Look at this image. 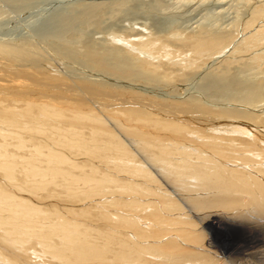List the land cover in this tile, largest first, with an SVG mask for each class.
Segmentation results:
<instances>
[{
	"label": "bare ground",
	"instance_id": "obj_1",
	"mask_svg": "<svg viewBox=\"0 0 264 264\" xmlns=\"http://www.w3.org/2000/svg\"><path fill=\"white\" fill-rule=\"evenodd\" d=\"M263 14L264 6L256 10L254 16ZM203 31L186 40L189 49L195 51L197 55H201L205 50H216L217 47L224 45L222 33L209 34L207 30ZM153 44V41L145 42L142 48L149 49ZM5 46L0 45V55H13L19 59L17 56L21 49ZM106 55L105 53L104 58L107 57L106 60H108L109 57ZM113 62L112 59V64H119V62L117 64ZM20 70L24 71L22 68ZM6 74L0 77V88L16 85L17 88L22 89L23 93L26 91L32 93L31 90L33 91L34 87H31L28 77L27 79L20 77L23 79L22 82H16L5 77ZM84 81L86 85L88 81ZM28 85L31 89L26 90ZM88 85L94 86L89 82ZM3 88L0 91H3ZM37 88H40L39 94L42 93V95L22 94L21 96L19 93L15 95L16 92L12 94L11 90V94L5 96L0 93V238L10 248L16 249L15 262L23 258V255L32 253L38 257V260L30 255L28 259L30 263H32V258L36 259V261L33 260L34 263L42 262L43 258L46 260L49 258L62 264H185V262L188 264H226L224 259V262L220 261V263L213 257L202 255V253H188L181 246L192 242L199 243L197 239L202 230L199 231L197 225H200L203 230L206 228L204 226L208 225L218 229L221 226L220 221L227 220L230 223H243L253 230L264 229V218L261 219L263 226L258 228L259 225L252 224L254 222L246 221L248 217L245 218L242 215V217L231 219L233 215L228 212L229 209L231 211L240 209L239 194L242 193L245 198L242 199L241 204L244 207L251 206L264 217V135L256 128L253 131V128L247 126L245 122H237L229 129L217 128L216 125L209 128L210 125H204L209 119L207 118L206 121L204 118L205 122L201 119L199 121L198 116L202 114L196 113L191 105L181 104V108L174 109L173 106L158 101L160 104L152 108L159 114H169L172 120L164 122L167 120L162 121L164 116L162 119L161 116L149 119L148 121L154 124L149 128L150 132L144 130L149 135H142V138L134 142L135 145L131 148L125 140L113 135L111 127H106L103 120V117L107 118L109 123L123 133L128 131V122L134 117H127L126 113L120 112V109L124 108L120 107L126 106L128 100L119 98L120 100L117 101L112 98L113 100L106 103L102 102L97 95L94 98L93 92L90 93L87 90L91 94V99H88L89 96H86V99L82 96L84 98L82 102V98L81 100L78 98L80 102L86 103V106L77 103L75 106L80 105L77 110L74 109V104L69 102L70 100L58 103L59 101L43 95L44 90L50 91L49 84L40 82ZM97 89L99 88L95 90ZM138 99L141 102L145 101L142 95H139ZM249 99L253 103L255 98L250 97ZM122 101L125 102L121 103ZM222 119L225 120L223 117ZM201 121L203 122L202 127L204 125L206 129L198 127L197 124H201ZM134 129L136 126L133 125L132 132H128L138 135L139 130L133 131ZM228 134L229 136H226ZM188 135L192 138L183 139ZM232 135L241 136L244 141H236ZM164 138L169 140L164 141ZM133 148L144 154L145 157L141 162L148 164L133 163L138 156L134 154ZM243 152L244 155H241ZM246 153L250 155L255 153L256 156L251 158ZM78 156L83 157L78 159ZM109 156H112L113 169L119 172L118 174L136 177L139 180L142 178L145 184L154 182L163 188L158 185L156 189H151V187L148 188L149 184L146 188L138 183L140 181L136 183L132 181L134 184H131L132 182L128 183L126 178L117 177L115 173V175L107 174L105 168L98 164L100 162L107 164ZM248 159L253 161L249 162ZM131 166L135 169L130 170ZM42 192L45 194L39 199ZM55 193H63L66 199H69L68 201L79 200L78 203L80 200H85H82L83 196L92 201L100 198L96 205L106 204V207L121 209L118 208L115 214H109L108 210H104L101 215H96L103 221L110 219L113 226L101 230L98 226L95 228L96 226L92 225V229L86 226L87 223L86 225L81 224L83 217L91 213L86 214L87 211L83 209L80 213V207L79 211L75 209L77 214L74 212L75 206L72 207L73 205H68L73 208V211L72 208H61L59 204L54 205L50 201L58 196ZM190 193H197L199 196H191ZM59 195L61 197V194ZM104 199L105 203H102ZM228 204L230 207H225ZM44 207L48 209L45 210ZM220 207L224 216L220 210L219 212L214 211ZM204 209H209L207 211L210 212L206 211L207 214L203 212L205 215L197 217L194 210L199 212ZM255 219L254 221H260L257 217ZM143 222L148 224L143 227ZM139 225L142 227L139 228ZM123 227L133 229L134 234H130L131 236L129 232L123 234L118 229ZM93 231L102 236L103 243H96L89 238V233ZM169 232H174L172 233L174 237L170 238L169 242L168 240L160 241L161 237ZM149 238L153 239V242L148 241ZM158 238L161 239L157 240ZM250 238L252 243L264 241L262 235ZM32 243L36 244L39 251L33 245L31 247ZM209 244H215L213 238H210ZM246 250L242 246L237 251L248 254L255 262H264L258 255V251L249 253Z\"/></svg>",
	"mask_w": 264,
	"mask_h": 264
},
{
	"label": "rangeland",
	"instance_id": "obj_2",
	"mask_svg": "<svg viewBox=\"0 0 264 264\" xmlns=\"http://www.w3.org/2000/svg\"><path fill=\"white\" fill-rule=\"evenodd\" d=\"M262 6H264V0H0V45L21 49L17 56L19 59L13 55H0V74L7 73L5 77L16 82H22L28 77L31 81V87H34L32 88L34 92L31 90L32 93L28 91L23 93L22 89L17 88L16 85H11L12 87L7 85L0 88L1 90L4 89V92L0 91V93L4 96L15 92V95L19 93L21 96L22 94L39 96L42 93L39 94L40 88H37V85L39 86L40 82H43V84H49L51 88L50 91L48 90L50 93L44 90L43 95L59 101L58 103L70 100L69 102H72L74 109L77 110L81 104L86 106V103L82 102L88 96V99H91L90 93L92 92L94 98L98 96L102 102L106 103L113 99L117 101L126 99L129 102L126 106L120 104L122 105L120 108L124 107L120 109V112L126 113L127 117H134L133 120L131 119L132 121L128 120L129 128L127 130L132 132L134 125L136 129L133 131L139 130L138 135L128 131L123 133L119 128L109 123L107 118L103 117V120L106 127H111L113 135L119 136L123 141L125 140V143L131 148L135 145L134 142L142 138V135H149L144 132V130L150 132L149 128L154 126L148 121L149 119L160 116L162 119L164 116L162 121L165 119L167 120L164 122L172 120L169 114H159L153 109L155 105L162 102L173 106L174 109L181 108V104L191 105L196 113L202 114L198 116L199 121L204 118L206 121L207 118L209 119L207 123L203 120L204 125H210L209 128L216 125L217 128L229 129L237 122H245L248 124L247 126L253 128V131L257 129L264 135V37H261L264 35V14L259 15L260 18L254 16L256 10ZM206 30L209 34L222 33L224 45L217 47L216 50H205L201 55H197L195 51L189 49L186 40ZM256 38L258 40H255ZM148 41H153L154 44L149 49L142 48L143 43ZM91 50L94 54H91ZM105 53L109 57L108 60H106L107 57L104 58ZM110 59L111 61L113 59V63L119 62L117 65L120 66L112 64ZM91 60L93 62H90ZM126 64L129 66L127 67ZM29 67L31 69H26ZM4 68L9 70L6 71ZM21 68L24 70L23 72L20 70ZM120 72L123 73L120 74ZM25 73H27L26 76ZM10 74L15 78L13 76L12 78ZM2 75L1 78L4 76ZM20 77L25 78L21 79ZM82 79L94 84L99 89L95 90L94 86L92 87L95 89L87 86L88 82L85 85V81L83 82ZM80 83L85 86L82 88L83 85ZM76 87H79V90ZM25 89H31L30 85ZM93 89L94 91H92ZM109 90L110 92H108ZM139 95H142L145 101L141 102L138 99ZM54 96L56 98H53ZM250 97L257 101L252 103ZM78 98L80 100L82 98V102ZM77 103L80 105L75 106ZM258 104L262 105L259 106ZM101 107L105 108L102 105ZM253 107L254 109H252ZM256 107L257 109H255ZM202 124L203 122L197 125L202 127ZM204 125L201 129L207 128ZM155 134L160 136L159 133ZM188 136L183 137V139L192 138L191 135ZM232 136L236 138V141L243 140L241 136ZM165 140L169 139L164 138ZM133 151L136 156L138 155L133 163L136 162V165L148 164L141 162L145 157L143 153L134 148ZM253 154L248 153L247 155L255 158L256 155ZM241 155H244V152ZM82 157L78 156V159ZM111 158L112 156L108 157L109 163L107 162V164L104 162L98 164L105 168L107 174H117V177L126 178L128 183L144 181L142 178L139 180L136 177L115 172ZM248 160L249 162L253 161ZM129 169L134 170L135 168L131 166ZM247 169L249 170V168ZM140 182L138 183L146 188V185L149 184L148 188L151 187V189H156L159 185L154 182L147 184ZM159 187L163 188L160 185ZM164 188L166 187L164 186ZM44 194L45 192H42L39 199L43 198L42 195ZM55 194L58 196L53 197L50 201L54 205L59 204L61 208L75 206L74 212L77 214L76 210L79 211L80 207V213L82 209L87 211L86 214L91 213L90 215L85 214L81 224L86 225L87 223L86 226L92 229L95 225V228L98 226L101 230L113 226L110 219L103 221L96 215H101L104 210H108L109 214H115L119 207H106V204L96 205L100 198L92 201L83 196L82 200L85 199L84 201L80 200L78 203L79 200L73 199L75 203L71 200V202L68 201L69 199H66L63 193ZM190 195L199 196L197 193H190ZM202 195L205 194L202 193ZM239 196L238 206L240 209L228 210L233 215L231 219L243 215L245 218L248 217L246 221H252L254 222L252 224L259 225L258 228L263 226V220H261L264 218L263 215L258 214L251 206L244 207L241 202L245 196L242 193ZM102 203H105V199ZM92 204L93 206H91ZM68 205L73 206L69 207ZM225 207H230V204L225 205ZM71 210L73 211V208ZM90 210L94 212H90ZM207 210L209 209L194 211L199 217L205 215ZM219 210L221 212V207L214 209L215 212H219ZM254 215L260 221H254L256 220ZM161 216L164 217L163 213ZM220 222L221 226L218 229L208 225L204 226L206 228L203 230L200 225H197V229L203 231L199 232L201 236L197 239L199 243L192 242L180 246L188 253H202V255L213 257L218 262H224V259L226 264H254L255 260H251L252 258L248 254L237 251L243 246L244 249H247L246 252L256 253L258 251V255L264 260V241L252 243L250 238L264 236V229L253 230L243 223H241L242 225L235 222L230 223L227 220ZM243 222L245 221L243 220ZM145 224L148 223L143 222V227ZM140 227L142 226L139 225ZM118 229L123 234L129 232V236L134 234V230L128 227ZM172 233L174 232H169L163 235L162 239L158 238L157 240H168L167 242H169V239L174 237ZM89 238L96 243H103L104 241L96 231L89 233ZM210 238H213L215 244L212 245L215 246L209 244ZM0 239V264H12L13 262V264H42V262L43 264H62L49 258H47L49 261L43 258L42 262L34 263L33 260H38V257L32 253L23 255V258L15 262L16 249L10 248L2 238ZM153 244L157 245V243ZM32 245L33 243L31 247H36V244ZM35 249L39 251L38 247ZM30 255L36 258H32V263L28 261ZM185 264L188 263L185 262ZM255 264H264V262L256 261Z\"/></svg>",
	"mask_w": 264,
	"mask_h": 264
}]
</instances>
